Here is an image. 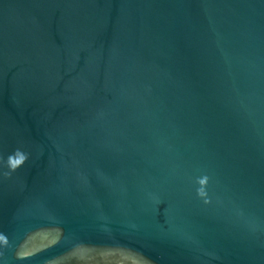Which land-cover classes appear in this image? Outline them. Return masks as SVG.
<instances>
[{"label": "water", "instance_id": "obj_1", "mask_svg": "<svg viewBox=\"0 0 264 264\" xmlns=\"http://www.w3.org/2000/svg\"><path fill=\"white\" fill-rule=\"evenodd\" d=\"M0 264H264V0H0Z\"/></svg>", "mask_w": 264, "mask_h": 264}]
</instances>
